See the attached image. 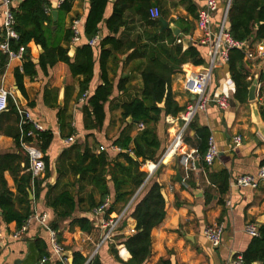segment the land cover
Listing matches in <instances>:
<instances>
[{"label":"crops","instance_id":"crops-1","mask_svg":"<svg viewBox=\"0 0 264 264\" xmlns=\"http://www.w3.org/2000/svg\"><path fill=\"white\" fill-rule=\"evenodd\" d=\"M184 1L155 0L153 2L150 9H159L161 15L159 18L165 22L166 27L160 21L159 25L150 27L140 21L136 15L128 11L124 14L126 26L121 27L114 36V38L122 41L123 48L114 52L108 60V77L113 83V89L109 101L104 105L105 118L99 130H85L82 107L87 100L84 102H81L80 99L77 100L80 79L71 76L65 63H57L49 69L46 76L37 66V75L34 79L23 78L24 93L18 89L14 79V70L17 67L20 68L22 62L7 63L4 70L0 72V83L2 82L4 88L11 93L12 102L17 101L24 110L30 113L33 121L40 124L44 131L50 132L53 136L46 152L42 151L43 160L46 157L49 162V177L43 181L46 174L44 169L41 175L32 178L29 189L27 188L28 199L31 200V215L29 216L31 220L27 223L26 230L19 233L16 239H13L12 236L18 233L20 228L15 222L4 224L0 211V232L2 234L0 264H37L42 256L49 258L47 264H61L51 256L49 233L33 218L35 216H45L50 228L51 224L57 226L58 230L52 229L62 235L60 239L61 248L67 264H72L73 252L76 251L87 258L85 264H90L95 260L98 264H126L129 260L130 255L122 241L124 237L135 232V221L126 215L113 238L101 243L104 232L100 229V218L93 214L95 208L90 213L83 211L89 204L93 188L88 184L84 190L80 191L83 186L82 183H79L80 171L72 172L70 163L62 168L65 177L62 178L56 190L68 189L74 196L75 202L78 199L81 200L80 205L77 204L70 217L59 219L48 208L46 195L48 186L53 187L57 182L58 157L73 142L78 145H88L96 155L100 151L107 150L112 158L119 152L117 148L111 146V142L117 137L123 126L120 120L121 111L118 106L122 102L140 96L142 89L141 68L146 62L147 54L157 46L152 41L154 36L161 37L169 29L173 33L175 44L177 37L182 36L185 37L182 40L184 43L187 36L180 32L175 21L186 18L193 21V30L189 35L191 40L187 39L190 44H181L182 49L186 50L191 44H199L198 41L202 34L195 28L196 19L192 20L187 14ZM191 1L196 6L197 11L204 4V0ZM114 2L115 0H109L104 20L111 15ZM88 7V0H75L71 11L65 18L66 28H70L75 20L79 22L80 40L77 45H74L75 47L86 42L84 25ZM224 8L225 0H218V11L211 24L213 31L217 29L218 18L222 15ZM175 30L179 31L178 35H175ZM99 35L101 38L111 35L104 23L100 27ZM128 45H133V47H128ZM167 46L169 47L168 43ZM28 47L30 48L31 60L36 64L41 53L32 42ZM75 47L74 52L69 54L70 58L75 53ZM133 54L136 56L128 59ZM205 58H207L208 63V57ZM94 62L93 79L87 90L88 96L102 83L98 56L94 57ZM243 62H245L246 70L249 73L247 80L252 81L251 85L254 81L259 84V78L264 75L262 61L259 58L252 61L243 58ZM203 66L206 65L194 66L191 63H185L180 66L179 71L171 76L170 91L179 107L185 109L194 100V96L186 90L184 73H194ZM124 76L129 79L124 90L120 91L117 88V83L119 78ZM262 84L264 86V82ZM207 91L211 98L221 96L228 101V107L225 110L220 109L214 103H208L206 110L198 112L193 119L198 125L207 127L215 140L218 156L212 166L205 168L202 165V159L197 156L194 132L188 131V127L183 136L184 147L179 153L164 157L171 137L183 125L180 120L182 112L176 117L167 116L165 124L162 120L157 125L156 133L163 153L160 156L157 169L153 173L161 185L160 193L165 203V217L151 231L150 256L144 264H159L161 260L169 261L170 264H231L235 256L242 255L252 239L245 232V225L251 223L259 227L264 224V184H260L255 190L238 189L233 186L236 178L244 175L256 178L259 168L264 167V115L260 114L259 109L263 104V96L256 86L253 103L248 102V100L247 103L236 101L234 99L235 86L224 66L217 67L213 72ZM47 92L48 95H46ZM64 104L66 107L64 125L69 124L70 128L74 130V133L69 137H67L68 128L63 130L59 122V112L64 108ZM3 113L5 114H0V155L13 154L22 159L12 165L13 168L19 167L17 175L19 179L28 171V168L25 169L23 160L26 158L28 162V156L19 142L17 146L12 135L6 133L14 134L16 132L12 131L11 128L16 129L19 133L16 113L7 120H5L8 114L7 110ZM167 119H172V124H169ZM135 134L136 130L132 132L131 136H135ZM235 136L241 138V144L237 147H234L232 142ZM71 137L73 141L67 142ZM146 162L141 163L139 168L145 174L147 173L143 164ZM195 162H198L197 167L194 165ZM222 170L226 171L229 176V186L225 195L219 194L217 187L211 184L207 178V172L217 173ZM3 176L7 188L16 196L17 186L13 175L9 171H5ZM147 176L150 177L151 175L147 174ZM34 182L39 185L35 186ZM107 185L111 196L106 198L110 200L111 204L114 195L113 187L111 183H107ZM53 194L50 197H53ZM136 194L129 204L133 202ZM93 198L98 200L99 196L94 194ZM220 200L223 204L219 203ZM126 207L119 204L116 206V210L110 214H117ZM83 217L88 219L89 229L84 230L76 225L72 230H68V224L71 221ZM216 223L223 224L224 232L221 245L218 248H212L202 237L201 232L204 226ZM120 245H123L125 249L123 257L118 254L117 247Z\"/></svg>","mask_w":264,"mask_h":264},{"label":"trees","instance_id":"trees-1","mask_svg":"<svg viewBox=\"0 0 264 264\" xmlns=\"http://www.w3.org/2000/svg\"><path fill=\"white\" fill-rule=\"evenodd\" d=\"M75 0H64L60 6L56 7V0H22L15 2L11 7L15 19L14 30L17 33L16 40H9L10 50L17 51L23 48L22 64L14 70V79L18 89L24 93L23 78L31 80L35 78L36 67L47 75L49 69L57 63H65L73 78L80 79L78 99L87 92L89 84L93 79L94 57L98 56V66L102 83L97 86L94 92L87 97L86 104L83 105L84 128L87 131L99 130L102 127L105 113L104 105L109 101L113 83L108 77V60L123 48L121 40L114 38L121 27L126 26L124 14L128 11L136 15L140 21L150 27L159 25V19L149 17V9L155 0H115L111 15L104 20V14L109 0H88V13L84 25V37L86 42L81 46L71 45L72 32L65 27V18L71 11ZM186 11L192 20L197 17V8L191 0H185ZM58 12L56 22H53L51 12ZM161 16V15H160ZM222 15L219 16L220 21ZM105 24L106 29L111 35L101 38L99 35L100 27ZM175 25L180 32L189 36L193 30V21L179 19ZM226 28L231 38L239 43L248 42L251 45L257 42L264 44V0H231L227 13ZM99 36L100 40L95 47L87 44L88 40ZM171 39H170V38ZM4 41V35L0 33V43ZM152 41L156 47L147 54L146 62L141 68L142 89L139 97L122 102L118 108L121 111L120 120L122 128L117 137L111 142V146L119 150L114 157H110L107 150L94 154L88 145H78L73 142L65 152L57 159V182L51 187L48 186L46 203L59 219L70 217L75 207L80 205L81 200L74 201V196L66 188L57 191L58 185L65 175L62 168L70 163V170L77 173L80 171L79 183L84 190L86 185L93 188L90 195L89 204L83 210L90 213L98 207L107 196H111L107 183L113 187V201L107 209V214L116 210V206L121 204L126 207L134 195L137 193L133 202L126 211V215L135 221V232L123 238V244L130 255L126 264H144L150 256L151 250V231L157 227L165 217L164 199L160 193L161 185L154 177V173L148 178L147 174L139 170L141 163L150 161L157 163L163 153L161 143L158 139L156 128L160 121L167 116L176 117L185 109L179 107L174 101L170 91L171 76L179 71L180 66L191 63L194 66L207 65L206 48L200 44H191L186 50L182 49L181 44H175V38L171 30L167 29L161 37L154 36ZM34 43L40 47L42 53L39 55L36 64L31 60L30 48L28 45ZM169 44V47L167 46ZM77 45V44H76ZM75 47L72 58L69 57L70 47ZM133 47V45H128ZM130 55L128 59L135 57ZM244 51L231 49L228 53V62L224 64L225 71L231 77L235 86L234 99L239 103H247L248 89L252 81L247 80L249 73L243 62ZM8 57L0 51V72L7 65ZM128 77L119 78L117 83L118 90H124ZM264 75L259 78L261 87L259 93L263 96V104L259 107L260 114L264 115ZM48 95V92L46 93ZM66 95V93H65ZM59 112V122L61 127L68 128V136L74 133L69 124L64 125L66 107ZM7 116L5 120L11 119L10 116L16 113L14 104L9 98ZM5 113H2L3 115ZM128 119L130 121L128 122ZM142 125V129L138 126ZM12 135L18 146L17 130ZM136 130L135 136H131ZM193 131L196 141L197 156L202 159L207 151L208 138L210 131L207 127L200 126L196 121H192L187 128ZM52 134L44 131L39 134L41 150L45 153L52 141ZM187 140V139H186ZM22 159L13 154L0 155V211L4 224L15 222L20 228L31 215V200L28 199L27 188L29 189L32 176L26 172L17 178L19 167L13 168L15 162ZM24 160L25 169L28 168L27 159ZM45 177H49V162L45 157ZM202 165L207 168L204 162ZM206 170V169H205ZM9 171L17 186V195L7 188L4 179V172ZM226 171L208 173L209 182L215 185L219 194L225 195L229 182ZM34 180V179H33ZM35 186L39 184L34 182ZM264 184V183H263ZM55 193V194H53ZM52 194L54 195L53 197ZM99 196L98 200L93 195ZM219 203L223 204L220 200ZM125 215V216H126ZM78 225L84 230L89 229L88 219L83 217L73 220L68 224V230H72ZM51 228L57 226L51 224ZM58 230V229H57ZM259 236L253 237L242 253L241 258L245 264H264V224L258 227ZM56 232V231H55ZM61 236L56 233L57 243L61 246ZM62 247V246H61ZM43 257V256H42ZM87 258L79 252H73L72 264H85ZM90 264H98L95 260ZM159 264H170L169 261L161 260Z\"/></svg>","mask_w":264,"mask_h":264},{"label":"built area","instance_id":"built-area-1","mask_svg":"<svg viewBox=\"0 0 264 264\" xmlns=\"http://www.w3.org/2000/svg\"><path fill=\"white\" fill-rule=\"evenodd\" d=\"M22 0H0V20H1V33L4 35V41L0 43V51L7 55L8 64L14 61L22 62L23 48L20 47L17 51H12L9 48L8 41L16 40L17 33L14 30L15 19L11 11V7L15 2ZM64 0H56V7L60 6ZM231 4V0H225V10L222 13V18L218 21L216 31L212 30L211 24L212 19L218 11V0H204V4L197 11L196 25L195 28L202 34V37L198 43L206 48V55L208 57V63L206 66L199 68L194 73L185 72V84L186 90L194 96L193 103L188 104L185 110L180 114V120L183 125L181 129L174 132L171 137L170 143L168 144L167 150L164 153L165 156L174 155L179 153L184 147L183 136L188 125L193 121L198 112L206 110L208 103L216 104L220 109L225 110L228 107V101L223 97L211 98L208 94V86L212 79V74L217 67L223 66L228 62V53L231 49H240L244 51V58L247 60L263 59L264 60V44L263 42H257L250 44L248 42L239 43L234 41L228 33L226 28L227 13ZM151 19H159L160 11L158 8H152L149 10ZM78 20L72 22L70 30L72 32L71 44L75 45L80 40V29L78 28ZM185 38L177 37L176 44H183L182 40ZM187 39L191 40V36H187ZM100 40L99 36L88 40L87 44L91 47H95L97 42ZM261 85L257 84L259 88ZM11 93L6 90L0 83V114L5 112L8 108V100L11 98ZM88 92H85L81 97L80 101H86ZM16 115L18 117V142L20 146L25 150L28 156V172L31 173L32 178L41 175L44 172L45 164L43 160V153L40 147V141L38 136L44 132V129L40 124L33 121L30 113L24 110L17 101H13ZM169 124H172V119H167ZM142 129V125L138 126ZM73 138H69L67 142H72ZM234 147L241 144V138L235 136L232 140ZM207 151L202 157V161L206 166H212L215 159L218 156V148L212 135L208 138ZM157 163L146 162L143 164L145 172L150 176L157 169ZM193 166V165H192ZM149 178V177H148ZM264 183V167H260L257 173V177L254 178L250 175L240 176L235 179L233 186L242 189H257L260 184ZM110 205V200L106 198L102 204L93 210V214L100 218V229L104 232L101 243L108 241L113 238L114 234L124 220L126 211L130 204L117 214H107V209ZM227 205L229 203L227 202ZM39 222L49 233L50 243L53 258H56L61 264H67V260L63 257V250L57 243L56 232L50 228L47 224L45 216L33 217ZM31 218L27 219L25 223L20 227L19 232L15 233L12 238L16 239L19 233L26 230L27 223ZM224 232V226L222 223L206 225L202 229V237L212 248H218L221 245V239ZM245 232L250 237H258V227L254 224H247L245 226ZM2 234L0 232V241ZM119 256L123 257L125 249L123 245L117 247ZM49 258L42 257L38 260L37 264H47ZM232 264H244L241 257L236 258Z\"/></svg>","mask_w":264,"mask_h":264},{"label":"water","instance_id":"water-1","mask_svg":"<svg viewBox=\"0 0 264 264\" xmlns=\"http://www.w3.org/2000/svg\"><path fill=\"white\" fill-rule=\"evenodd\" d=\"M57 15H58V12L56 10H54V11L51 12V17H52L53 22H56ZM159 21L162 22L163 25L166 27L165 22H163L161 19ZM178 34H179V31L178 30H175V35H178ZM183 44L189 45L190 42H189V40L186 39V40H184V43ZM37 48H38L39 52L42 53L41 48L38 47V46H37ZM73 52H74V47L71 46L70 49H69V54H72ZM256 86H257V81H254L253 84L249 87V89H248V97H247L248 102L253 103L255 101V90H256ZM129 121H130V119H129ZM194 165H195V167H197L198 166V162H195Z\"/></svg>","mask_w":264,"mask_h":264},{"label":"rangeland","instance_id":"rangeland-1","mask_svg":"<svg viewBox=\"0 0 264 264\" xmlns=\"http://www.w3.org/2000/svg\"><path fill=\"white\" fill-rule=\"evenodd\" d=\"M261 61H262V65H264V60L263 59H260ZM261 85V84H260ZM263 85V84H262ZM261 87V86H260ZM260 87H259V89H260ZM249 224H251V223H249ZM247 225V224H246ZM245 225V226H246ZM251 238H253V237H251ZM238 257H241V256H235L233 259H232V261H231V264H232V262L236 259V258H238ZM245 264V263H244Z\"/></svg>","mask_w":264,"mask_h":264}]
</instances>
